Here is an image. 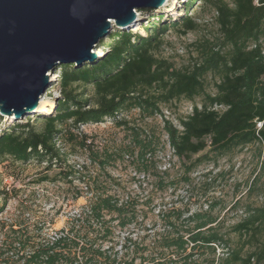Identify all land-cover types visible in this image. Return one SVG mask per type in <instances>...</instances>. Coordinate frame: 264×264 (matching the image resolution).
<instances>
[{
  "label": "trees",
  "instance_id": "1",
  "mask_svg": "<svg viewBox=\"0 0 264 264\" xmlns=\"http://www.w3.org/2000/svg\"><path fill=\"white\" fill-rule=\"evenodd\" d=\"M205 1H211L217 8L219 33L213 39L201 41L200 54L193 66L178 68L157 53L167 28L180 26L186 33L197 27L193 15L185 13L170 24L157 19L150 21L144 26L147 35L131 29L111 31L109 43H98L105 51L103 56L90 63L59 66L62 96L57 100L56 112L43 116V130L22 122L0 132V163L8 156L22 162L34 157L62 160L65 155L56 140L65 133L60 126L68 122L79 128L132 108L140 109L144 116H154L162 113V104L197 97H201V105L195 103L193 111L179 119L182 128L164 120L169 143L180 159L189 161L209 147L197 159L202 161L210 159L212 152L219 156L249 144L256 146L259 157L264 156V0H233L232 4L226 0ZM194 2L191 0L187 5L192 7ZM209 74L219 76L214 82L215 92L207 90ZM74 84L91 86L92 96L76 93ZM2 118L0 114V122ZM117 123L127 125L126 120ZM129 128L140 147L141 166L148 169L149 162L152 163L148 155L155 152L156 137L153 134L142 137L144 130ZM68 132L71 139L76 138L75 133ZM86 137L80 141L81 146L87 145ZM186 162H183L186 171L194 167L193 162L189 165ZM261 164L263 169L264 159ZM260 177H255L250 189L255 188ZM183 179L187 181V172ZM159 183L166 186L162 179ZM248 210V215L231 229L241 240L237 248H229L221 259L213 258L207 264H264V205ZM105 212L117 213L122 226L130 224L135 216L123 215L125 206L116 197L96 195L89 211L72 218L63 234L47 238L29 253L19 254L21 264H117L118 259L96 242L100 235L105 238L112 233L105 226ZM217 220L211 211H206L193 213L179 227L175 221H169L175 231L165 237L164 245L186 258L185 264L197 251L216 253L217 247H229L230 241L217 226ZM93 227H97L93 231L95 237L90 236ZM16 239L25 250L31 237L25 234Z\"/></svg>",
  "mask_w": 264,
  "mask_h": 264
},
{
  "label": "rangeland",
  "instance_id": "2",
  "mask_svg": "<svg viewBox=\"0 0 264 264\" xmlns=\"http://www.w3.org/2000/svg\"><path fill=\"white\" fill-rule=\"evenodd\" d=\"M189 1L172 0L171 9L141 8L142 18L130 28L147 35L144 26L150 21L157 19L170 24L185 13L193 15L197 27L186 33L180 26L167 28L157 51L158 56L172 61L178 68L193 66L200 54L201 41L213 39L219 33L216 6L211 1L195 0L191 7L187 5ZM226 1L233 3V0ZM117 28L114 24L112 31ZM101 41L102 45L109 43L110 35ZM100 49L105 52L103 48L96 51ZM60 72L59 66L52 71L56 81L43 94L52 102V112L36 111L20 119L3 116L0 132L22 122L43 130V116L56 112L57 100L62 96ZM218 77L209 74L207 90L216 91L214 82ZM72 87L78 94L92 96L91 86L74 84ZM200 102L201 97H197L162 104V113L154 116H144L138 108L127 109L115 117L82 124L79 128L68 122L60 126L65 133L56 140L65 155L62 160L34 157L22 162L8 156L0 163V264L23 263L19 254L29 253L43 239L69 228L73 215L82 212L86 205L89 207L99 194L119 199L125 206L123 215H135L130 224L122 226L117 213L105 212V226L112 229V233L105 238L100 235L96 242L118 259L117 264H160L162 261L185 264L187 259L167 248L164 241L175 231L169 221H175L179 227L197 212L211 211L217 216L216 224L229 239L230 246L217 247L216 253L197 251L188 259L189 264H207L213 258L219 260L229 248H237L241 240L238 233L231 230L233 225L248 215L249 207L264 205V168H261L264 156L259 157L256 146L249 144L219 156L212 152L210 159L202 161L197 159L208 152L209 147L189 161L180 159L169 143L164 120L182 128L179 119L191 113L195 103L200 106ZM118 120H126L127 125H119ZM129 127L144 130L142 137L151 134L156 137L155 152L148 155L152 161L148 169L141 166L140 147ZM69 130L76 138H70ZM84 135H87V145L81 146ZM101 160L106 162L103 164ZM184 161L187 165L193 162L194 167L186 171ZM70 170L71 174L67 175ZM186 172L187 181L183 179ZM260 175L255 188L250 189L255 177ZM161 179L166 186L159 183ZM178 213L182 215L179 217ZM94 228L97 227H93L91 237H95ZM25 234L31 239L23 250L16 238Z\"/></svg>",
  "mask_w": 264,
  "mask_h": 264
},
{
  "label": "water",
  "instance_id": "3",
  "mask_svg": "<svg viewBox=\"0 0 264 264\" xmlns=\"http://www.w3.org/2000/svg\"><path fill=\"white\" fill-rule=\"evenodd\" d=\"M168 0H0V114L20 119L46 109L43 94L65 63L94 62L98 43L133 28L139 8Z\"/></svg>",
  "mask_w": 264,
  "mask_h": 264
},
{
  "label": "bare ground",
  "instance_id": "4",
  "mask_svg": "<svg viewBox=\"0 0 264 264\" xmlns=\"http://www.w3.org/2000/svg\"><path fill=\"white\" fill-rule=\"evenodd\" d=\"M174 1V0H173ZM170 3H172V0H168V2L165 4V5H163L162 7L164 8H169V9H171L170 7H169V5H170ZM141 12V9L139 8V10H138V12ZM139 19H141V18H139ZM137 24H135L134 25V27L136 26ZM99 51H102L103 52V50H99ZM42 99H43V102H44V104H45V107H46V109L45 110H43V112H52V102H50V101H48V100H46L45 98H44V96L42 97ZM38 112V111H37Z\"/></svg>",
  "mask_w": 264,
  "mask_h": 264
},
{
  "label": "built area",
  "instance_id": "5",
  "mask_svg": "<svg viewBox=\"0 0 264 264\" xmlns=\"http://www.w3.org/2000/svg\"><path fill=\"white\" fill-rule=\"evenodd\" d=\"M86 211H89V207L86 205L85 206V209L84 210H82V212H80V213H77V214H75V215H73L74 217H77V216H84V214H85V212ZM74 217H72V218H74ZM72 220V219H71ZM63 229H68V228H62V229H60V230H58L59 232H57L56 234H55V236H59L60 234H63ZM55 236H52L50 239H54L55 238ZM47 238H45V239H43V242L46 240Z\"/></svg>",
  "mask_w": 264,
  "mask_h": 264
}]
</instances>
